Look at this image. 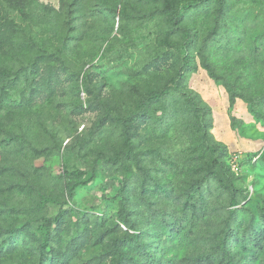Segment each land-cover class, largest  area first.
<instances>
[{"label": "rangeland", "instance_id": "rangeland-1", "mask_svg": "<svg viewBox=\"0 0 264 264\" xmlns=\"http://www.w3.org/2000/svg\"><path fill=\"white\" fill-rule=\"evenodd\" d=\"M19 2L0 0V264H264V0Z\"/></svg>", "mask_w": 264, "mask_h": 264}, {"label": "trees", "instance_id": "trees-1", "mask_svg": "<svg viewBox=\"0 0 264 264\" xmlns=\"http://www.w3.org/2000/svg\"><path fill=\"white\" fill-rule=\"evenodd\" d=\"M11 1H16V0H11ZM19 1H21L19 3L23 4L22 3L23 0H19ZM202 1L203 0H194V3H197L198 4V3H202ZM184 77H185V73H181L180 72L177 76H174V77L170 78L165 83V85L163 86L162 89L157 90V91H153V92L149 93L147 95V99L148 100H160L164 96L168 95L169 94V91H170V88L173 85H176L180 81H182L184 79ZM146 114H147V111L145 109L141 108L138 113H133L128 118H125L123 120V126H124L125 136H126V139H127V141L129 143H131L130 142V122L132 120H134L135 117H137V116H144ZM108 161L115 162V159L114 160L108 159ZM94 179H95V176L92 175L89 178V180H86L84 182H76L73 185V189H76L79 185H87L90 181H93ZM64 215H65L64 210L63 209H60L59 212H58V214L56 216L46 219L42 224H40L38 226V231L42 235V245H41L42 251H44L46 249V247L49 246L50 239H51V236H52V231H53V229L57 225H59L60 223L63 222Z\"/></svg>", "mask_w": 264, "mask_h": 264}]
</instances>
